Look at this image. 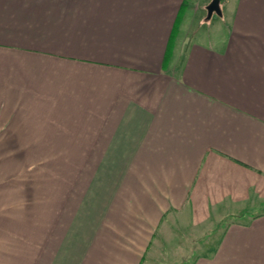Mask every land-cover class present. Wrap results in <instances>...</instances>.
<instances>
[{
    "label": "crops",
    "instance_id": "0c3cea01",
    "mask_svg": "<svg viewBox=\"0 0 264 264\" xmlns=\"http://www.w3.org/2000/svg\"><path fill=\"white\" fill-rule=\"evenodd\" d=\"M212 2L0 0V264H264V0Z\"/></svg>",
    "mask_w": 264,
    "mask_h": 264
},
{
    "label": "rangeland",
    "instance_id": "374dc122",
    "mask_svg": "<svg viewBox=\"0 0 264 264\" xmlns=\"http://www.w3.org/2000/svg\"><path fill=\"white\" fill-rule=\"evenodd\" d=\"M254 212V211H252ZM234 220H245V218H243L242 216H238L235 215V219ZM231 221L230 218H226V219H220L218 221V226L213 228L212 233H208V235L203 238L204 240L201 243H191L192 245L195 246H201V250H196L195 255H197L198 253H204L205 251H209V250H213L217 244V242L219 241L222 232L225 230L227 224ZM179 261V259H177ZM193 257H189L187 259H181V263L182 264H193ZM178 262V263H180ZM173 264V263H172Z\"/></svg>",
    "mask_w": 264,
    "mask_h": 264
},
{
    "label": "water",
    "instance_id": "95a60500",
    "mask_svg": "<svg viewBox=\"0 0 264 264\" xmlns=\"http://www.w3.org/2000/svg\"><path fill=\"white\" fill-rule=\"evenodd\" d=\"M219 2L220 0H213V2L208 6L209 16H211L213 11H220Z\"/></svg>",
    "mask_w": 264,
    "mask_h": 264
},
{
    "label": "trees",
    "instance_id": "16d2710c",
    "mask_svg": "<svg viewBox=\"0 0 264 264\" xmlns=\"http://www.w3.org/2000/svg\"><path fill=\"white\" fill-rule=\"evenodd\" d=\"M240 216V215H239Z\"/></svg>",
    "mask_w": 264,
    "mask_h": 264
}]
</instances>
